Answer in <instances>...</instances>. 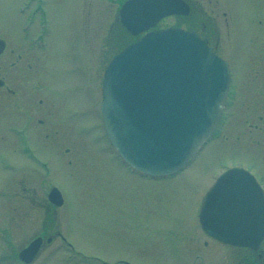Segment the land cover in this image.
<instances>
[{"label":"rangeland","instance_id":"1","mask_svg":"<svg viewBox=\"0 0 264 264\" xmlns=\"http://www.w3.org/2000/svg\"><path fill=\"white\" fill-rule=\"evenodd\" d=\"M122 1L0 0L3 40H31V34L26 36L22 27L34 14L30 32L39 28L51 44L56 33L62 42L56 46L57 52L63 57L64 51L66 56L68 42L73 43V56L80 61L62 92L65 106L61 124L68 136L64 141L68 150L46 148L38 152L41 157L53 159L54 163L48 161L47 168L39 170L50 181L35 177L17 183L20 193L15 199L16 208L9 213L1 210V225L7 228L12 223L11 214L16 218V249L28 238L45 234L47 243L42 242L31 264H238L243 251L203 234L197 213L221 164L244 166L264 184V54L254 48L251 23L233 8L241 19L230 23L229 32L221 34L217 43L218 53L230 60L236 81L218 133L177 174L141 178L122 167L110 153L99 122L103 68L133 39L117 19ZM200 4L208 8L204 0ZM250 13L251 5L246 2L245 16ZM181 22L167 17L158 27L182 26ZM221 27L226 28L223 24ZM47 28L53 37L46 33ZM66 64L64 58L58 62V68L65 67V80ZM3 155L0 158L12 159L11 155ZM15 157L18 160L20 155L16 152ZM4 164L0 159L1 180L11 177ZM24 168L17 167V176ZM53 184L64 197L57 209L46 199L47 188ZM25 187L26 193L21 191ZM1 206L10 207L9 199L2 198ZM55 230L62 233L74 252L54 250L59 247V239L53 237Z\"/></svg>","mask_w":264,"mask_h":264},{"label":"water","instance_id":"2","mask_svg":"<svg viewBox=\"0 0 264 264\" xmlns=\"http://www.w3.org/2000/svg\"><path fill=\"white\" fill-rule=\"evenodd\" d=\"M181 3L127 0L119 10L120 21L136 34L162 16L184 11ZM227 85L226 62L204 40L179 28L149 31L114 55L104 70L100 111L106 135L133 169L151 176L171 174L185 165L211 134ZM53 194L55 190L50 199L60 204V196L54 198ZM238 200L241 210L236 215L233 210ZM238 215L240 220L252 217L255 230L261 231L264 197L253 177L235 169L211 186L199 217L212 236L245 244L237 234ZM39 243L37 238L29 255L21 258L30 261Z\"/></svg>","mask_w":264,"mask_h":264},{"label":"flooded vegetation","instance_id":"3","mask_svg":"<svg viewBox=\"0 0 264 264\" xmlns=\"http://www.w3.org/2000/svg\"><path fill=\"white\" fill-rule=\"evenodd\" d=\"M200 1L185 0L188 7L185 18L189 29L206 38L217 49L221 34L228 33L229 24L241 19L233 9L236 8L251 23L256 52L264 54V0H204L207 9L202 7ZM246 2L251 5V13L245 16ZM220 24L226 28L223 30ZM30 27L29 22L26 30L28 35L31 34L29 38L36 35L33 42L14 37L9 42L4 40V45L0 47V155L4 153L5 156H12L11 160L0 158L4 160L3 167H7L11 175L10 179H0V212L4 209L9 213L16 208L15 199L20 193L17 183L29 182L35 177L46 182L47 174L39 170L46 169L48 161L54 162L49 157L39 156L38 152L46 148L56 152L68 150L64 146L68 136L63 132L61 124L65 106L62 92L65 84L70 83V78L75 76L79 60L73 56V43L68 42L66 56L63 51L62 57L56 50V46L62 43L56 33L54 38L52 30L49 32L54 40V44H51L49 40L47 42V36H42L39 28L31 33ZM43 38L45 45L40 47ZM213 39L217 41L212 43ZM62 58L67 61L66 80L65 67L58 68ZM77 104L75 98V106ZM46 140H51L52 144H47ZM16 152L20 155L18 160ZM17 167H25L19 176L16 173ZM26 190V187L21 189L24 193ZM2 198L9 199L10 207L1 206ZM10 220L12 223L6 228V225H1L0 216V264H23L18 262L16 256V218L11 214ZM244 251L245 254L239 252L238 264H264L262 249L253 251L244 248Z\"/></svg>","mask_w":264,"mask_h":264}]
</instances>
